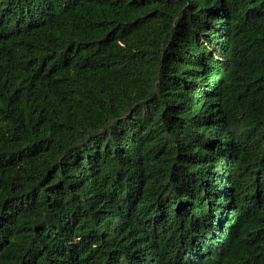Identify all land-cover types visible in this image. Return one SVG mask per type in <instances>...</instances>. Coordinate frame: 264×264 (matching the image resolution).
<instances>
[{
  "label": "trees",
  "instance_id": "16d2710c",
  "mask_svg": "<svg viewBox=\"0 0 264 264\" xmlns=\"http://www.w3.org/2000/svg\"><path fill=\"white\" fill-rule=\"evenodd\" d=\"M0 264H264V0H0Z\"/></svg>",
  "mask_w": 264,
  "mask_h": 264
}]
</instances>
